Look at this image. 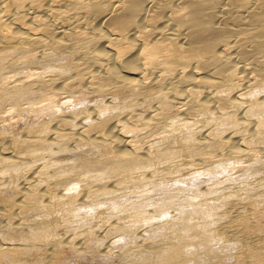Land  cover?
Segmentation results:
<instances>
[{"label": "bare ground", "instance_id": "1", "mask_svg": "<svg viewBox=\"0 0 264 264\" xmlns=\"http://www.w3.org/2000/svg\"><path fill=\"white\" fill-rule=\"evenodd\" d=\"M0 264H264V0H0Z\"/></svg>", "mask_w": 264, "mask_h": 264}]
</instances>
